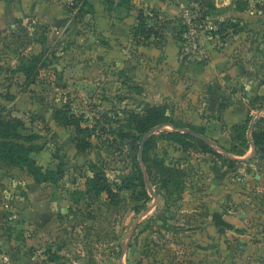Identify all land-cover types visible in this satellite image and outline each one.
<instances>
[{"label":"rangeland","instance_id":"374dc122","mask_svg":"<svg viewBox=\"0 0 264 264\" xmlns=\"http://www.w3.org/2000/svg\"><path fill=\"white\" fill-rule=\"evenodd\" d=\"M27 1L37 3L38 14L27 13L21 18L0 24V110L21 119L28 133L39 136L38 144L45 146V149L41 153H34L33 157L44 171H59L61 179L54 182L59 176H53V180L41 184V191L37 192L33 188V178L26 171L0 162V205L7 209L5 214L13 216L15 209H18L21 215V207L8 208L9 203L21 198L27 202L30 198L51 197L55 203L52 219L45 224H32L22 218H7L4 229L14 242L9 243V248L19 251L28 259H34L37 264H192L191 259L197 257L196 249L201 246V242L208 244V239L202 241L193 231L194 227L202 225L195 215L205 214L203 199L213 174L212 167L217 162L232 169L223 158L203 154L195 149L184 152L168 141L159 140L154 154L165 161L166 165L180 170L181 175L176 177V184L165 190L146 175V187L150 195L147 201L139 200L138 191L134 194L120 193L116 206L110 205L105 195L95 198L86 184L87 178L92 177L90 164H97L105 170L113 187L120 184L124 177L132 175L136 158L142 164L143 140L131 156L126 146L121 148L122 151L110 146L113 138L107 131L121 130L126 125L125 112L139 111L146 106L144 96L142 92L139 94L141 88L135 82L115 68L108 71V77L100 80V85L104 82L100 92L101 87L94 83L91 74L85 75L87 71H92L91 37L87 46L79 44L77 40H61L59 34L51 38L50 27L42 24L40 17L45 11L51 12L52 6H57L60 11L67 13L68 20L80 27V32L91 36L94 32V14L84 15L76 21L78 10L71 12L68 8L73 0H0L6 3L17 2L19 8L21 5L27 6ZM222 1L209 0L214 10L194 4L204 9V16H208L219 30L221 23L234 25V28L220 35L229 41L224 51H218L219 47L213 43L209 46L232 60V67L236 66L241 73L251 74L257 70V66L264 65V0H230L227 4ZM48 3L50 5L46 8ZM219 3L223 8H217ZM186 6L172 19L165 17L163 21L156 15V21H150V25H155L160 31L161 37L157 39L160 46L165 47L166 43H171L173 49L178 51L181 60L186 61L182 65L191 62L203 65L208 61V53L202 60L197 58L191 61L184 52L181 39L184 17L192 12L193 7ZM115 10L114 7L112 11ZM148 15L151 17V14ZM42 27H46L45 30ZM44 31L49 34L46 44H35L34 41ZM39 54L44 56L37 82L27 86L19 67L24 61ZM257 54H260L259 63ZM252 81L253 78L248 79L250 84ZM193 86L188 82L187 90ZM255 87L256 84L246 85L243 89L248 93L246 99H256L258 102ZM193 99L182 100L179 102L182 105L177 103L171 111L174 118L203 130L202 136L210 141L214 150L224 158L232 157L216 145L232 149L227 127L207 117L206 97ZM65 106L72 107L77 119L82 118L84 127L96 128L92 137L93 149L86 154H79L73 148L74 130L59 126L53 119V110ZM250 117L251 125L257 122L255 119L264 118L263 106H258ZM162 131L173 129L161 128L154 135ZM249 153L250 150L246 156ZM258 157L260 155L250 157L255 170L249 165L245 167L236 164L235 167H245L246 170L242 173L231 171L228 177L230 183L235 184L236 180L237 186L242 187L247 180L245 175H249L252 183L256 182L253 179L255 175L264 172V162L257 165ZM260 168L263 170L260 171ZM246 196L251 199L252 188ZM146 212L148 214L142 217ZM38 234L40 237H37ZM28 241H35L32 242L34 245L28 246ZM3 254L0 247V255L4 259Z\"/></svg>","mask_w":264,"mask_h":264},{"label":"crops","instance_id":"0c3cea01","mask_svg":"<svg viewBox=\"0 0 264 264\" xmlns=\"http://www.w3.org/2000/svg\"><path fill=\"white\" fill-rule=\"evenodd\" d=\"M88 1L95 9L94 32L91 36H85V32H80V27L68 20L67 13L60 11L57 6H52L51 12L45 11L40 17L42 24L50 27L51 38L59 34L61 40H77L79 44L87 46L91 37L92 71L90 73L87 71L85 75L91 74L94 83L101 87L100 92L104 86V82L100 85V80L108 77V71L115 68L118 72H124L141 88L146 105H167L172 111L173 107L182 100L187 101L188 98L195 97L199 100L204 96L207 98V117H210L211 121L213 119L216 124L227 127L229 131L227 137H230L231 146L233 145L231 127L243 124L258 106L264 108V80L261 81L264 78V65L257 66V70H253L251 74L241 73L236 66L232 67V60L216 52L224 51L229 44L217 50L208 47L206 64L197 65L191 62L182 65V62L186 61L181 60L178 51L173 49L171 43H166L163 47L159 45L157 39L146 41L133 37L134 28L138 25L139 13L156 14L160 19L165 17L172 19L184 9L185 5L190 7L197 3L190 0H133L129 9L116 7L115 11L110 12L103 4V0ZM229 1L222 2L227 4ZM36 5L34 1H27V6L21 5L19 8L17 2H0V24L21 18L27 13L38 14ZM48 5L50 4L48 3L46 8ZM222 6L220 3L217 4V8H223ZM257 57L259 63L260 54H257ZM248 77L253 78L251 84L248 82L251 78ZM188 82L194 84L189 90H187ZM253 84L254 86L256 84L254 92L259 97L258 102L256 99L249 101L245 98L248 93H245L244 86H253ZM222 105L225 106L224 110L220 109ZM73 148L75 149L74 146ZM249 150V155H245L247 158L227 153L233 155L228 158L242 161L238 164L245 167L249 165L255 170V165H251L250 161V157L255 156L252 145ZM33 159L37 161L35 157ZM263 159L258 157L257 165L261 164ZM245 167L237 166L229 170L221 163L216 162L213 165V174L212 177L210 176L209 186L203 199L206 206L205 214L195 215L196 220L202 225L194 227L193 231L194 234L197 233V238L208 239V244L201 242V246L196 249L197 257L191 259L192 264H264V172L255 175L254 183L249 180V175H245L247 180L242 187L237 186L236 180L233 179L235 184L228 180L231 171L242 173L246 170ZM262 170L260 168V171ZM34 184L35 191L40 192L41 185L35 181ZM250 188H252L251 199L246 196ZM53 205L55 203L52 202L51 197L30 198L27 202L21 198L9 203L8 208L21 207V215L19 210L15 209L13 216L5 214L7 209L0 205V238L3 239L0 240V247L5 262L37 264L34 259H28L19 251L9 248V243L14 244V242L4 229L7 218L10 220L22 218L32 224H45L52 219ZM217 215L233 229L222 232L214 222ZM38 235L37 237H40V234ZM32 242L35 241H28L27 245H34ZM199 255L203 257L200 258Z\"/></svg>","mask_w":264,"mask_h":264},{"label":"trees","instance_id":"16d2710c","mask_svg":"<svg viewBox=\"0 0 264 264\" xmlns=\"http://www.w3.org/2000/svg\"><path fill=\"white\" fill-rule=\"evenodd\" d=\"M107 9L112 11L114 7L129 9L133 0H103ZM202 6H206L209 10L215 8L210 5L209 0H190ZM241 2V0H237ZM207 4V5H206ZM70 11L78 10L76 21L81 20L84 15H93L95 13L94 6L88 0H73L71 2ZM156 14L146 15L139 13L138 25L134 28L133 37L135 39L141 38L143 40L159 39L161 37L160 31L156 29L155 25H150V21H156ZM218 34L223 35L234 25L231 23H221ZM44 30L45 28L42 27ZM48 41V31H44L40 38L35 40V44L45 45ZM43 54L34 55L30 60L24 61L19 67V72L25 76L27 86L34 85L39 76V69L42 67ZM139 89V94H141ZM221 110L225 106L220 107ZM127 120L121 130L115 131L110 129L107 131L108 135L112 137L110 146L117 148V151H122V147H128L129 153L132 154L138 150L139 143L143 138L156 128L171 127L173 131H162L158 135H151L144 143L142 164L134 161L133 173L129 177H124L120 184L113 187L109 182L106 171L100 168L97 164H90V172L92 177H88L86 184L89 192L95 197L99 198L105 195L110 205H118L117 198L120 193L130 192L133 194L138 191L139 200L147 201L150 198L146 187L145 176L149 180L159 183L163 189H169L171 185L178 182L176 177H180V170L172 166L166 165V162L159 159L154 154L157 149L159 140L168 141L175 146L182 149L184 152L191 150H198L203 154H211L219 158H223L228 163L230 168L235 167L236 164L242 161L230 159L218 153L210 145L201 141L197 137L183 133L182 130H189L191 132L204 135L203 130L197 129L184 121H179L174 118L171 109L167 105L150 106L146 105L139 111H127ZM53 119L61 127L72 128L74 130L72 143L79 154H86L93 149L92 137L95 134L96 128L84 127L82 125V118L77 119L71 106H65L61 109L53 110ZM251 117L249 116L241 125L231 127L233 133V147L230 150L225 149L216 143V145L224 152L235 154L238 156H245L252 145L255 148V155H260L264 158V118L259 119L255 124L251 134V140L248 138V132L251 127ZM39 136L34 133H28L25 123L13 116L6 115L4 111L0 110V162L6 166L18 168L26 171L37 184H47L53 180V176L58 175L59 171H44L42 167L38 166L32 155L34 153H41L45 146L38 144ZM239 144V145H238ZM238 148V149H237ZM251 161V160H250ZM264 162V159L262 160ZM144 167V169L142 168ZM61 177L54 179V182L59 181ZM215 225L224 230L233 229L231 225L226 224L220 216L215 217Z\"/></svg>","mask_w":264,"mask_h":264},{"label":"built area","instance_id":"2783aa9c","mask_svg":"<svg viewBox=\"0 0 264 264\" xmlns=\"http://www.w3.org/2000/svg\"><path fill=\"white\" fill-rule=\"evenodd\" d=\"M192 12L184 17L183 32L181 39L184 45V52L190 60H202L208 53L209 45H227V41L218 34L219 29L210 21L208 16H204V9L198 5L192 7ZM259 119H255L258 121ZM252 132H249L251 138ZM0 264H7L0 255Z\"/></svg>","mask_w":264,"mask_h":264},{"label":"water","instance_id":"95a60500","mask_svg":"<svg viewBox=\"0 0 264 264\" xmlns=\"http://www.w3.org/2000/svg\"><path fill=\"white\" fill-rule=\"evenodd\" d=\"M253 128H254V125H251V127H250V131L252 132V130H253ZM161 128H156V129H153L149 134H147L145 137H144V139H143V143H142V148H141V151L143 152V148H144V143L146 142V140L148 139V137L149 136H151V135H154V133L155 132H157L158 130H160ZM182 132L183 133H189V134H191V135H193V136H195V137H197L198 139H200L201 141H203V142H205L206 144H208V145H212L211 143H210V141H208V139H206L204 136H202V135H199V134H197V133H194V132H191V131H189V130H182ZM249 140H251V138L249 137ZM253 147V146H252ZM253 149H254V152H255V148L253 147ZM221 150V149H220ZM222 151V150H221ZM223 153H226L227 154V152H224V151H222ZM148 214V212H146L142 217H145L146 215Z\"/></svg>","mask_w":264,"mask_h":264}]
</instances>
